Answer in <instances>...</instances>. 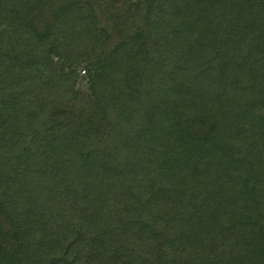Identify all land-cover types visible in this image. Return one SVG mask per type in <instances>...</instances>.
I'll return each instance as SVG.
<instances>
[{
    "label": "trees",
    "instance_id": "obj_1",
    "mask_svg": "<svg viewBox=\"0 0 264 264\" xmlns=\"http://www.w3.org/2000/svg\"><path fill=\"white\" fill-rule=\"evenodd\" d=\"M102 1L0 0V264H264V0Z\"/></svg>",
    "mask_w": 264,
    "mask_h": 264
},
{
    "label": "rangeland",
    "instance_id": "obj_2",
    "mask_svg": "<svg viewBox=\"0 0 264 264\" xmlns=\"http://www.w3.org/2000/svg\"><path fill=\"white\" fill-rule=\"evenodd\" d=\"M115 2H117V1H115ZM102 3H104V4H103V6H101V10H105V9H107L106 7H107L108 4H106V1L103 0ZM115 4H116V3H115ZM120 6H121V5H120ZM120 6H119L117 9L109 8L108 13H109V14H114V13L118 12L119 9H120Z\"/></svg>",
    "mask_w": 264,
    "mask_h": 264
}]
</instances>
